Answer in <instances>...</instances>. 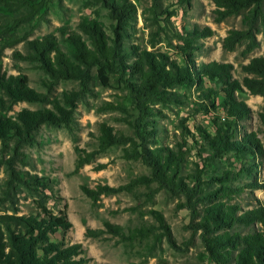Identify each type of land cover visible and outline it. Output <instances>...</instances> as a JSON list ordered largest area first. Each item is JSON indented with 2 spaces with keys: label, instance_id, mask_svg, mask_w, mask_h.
<instances>
[{
  "label": "rangeland",
  "instance_id": "rangeland-1",
  "mask_svg": "<svg viewBox=\"0 0 264 264\" xmlns=\"http://www.w3.org/2000/svg\"><path fill=\"white\" fill-rule=\"evenodd\" d=\"M106 1L49 0L40 6L0 4V72L27 77L29 87L43 95L38 101L12 103L0 90V115L14 120L23 110L57 113V106L69 112V119L59 125H41L33 134L32 145L18 143V136L0 139V215L16 212L17 216H38L36 190L21 184L13 170L20 177L27 173L37 175L52 182L46 192L48 208L54 214L65 211L72 224L68 232H58L50 239L66 247L81 244V264H216L206 251L202 231L196 229V224L205 208L221 201L240 209L238 216L264 206V127L259 117L264 98L251 95L244 86L236 93L238 100L248 105L250 116L238 124L235 139L240 141L252 133L260 141L259 155H218L206 143L200 129L213 136L216 122L220 125L226 119L222 89L208 80L203 90L183 86L169 89L177 95L176 102L150 104L156 116L144 128L150 138L142 140L136 133L140 114L124 82L127 77L110 73V82L104 86L95 66L88 78L54 81L39 62L26 58V43L54 36L68 58L77 63L69 39L75 34L90 45L80 25L96 23L111 41H117L121 52L137 46L164 54L180 66L186 64L185 54L191 53L197 67L213 61L231 64L233 78L242 84L245 77H251L243 66L255 57H264V17L259 16L252 25L257 43L253 51L246 52L249 40L229 51L223 46L224 40L230 31L248 30L244 21L248 10L218 22L213 0H129L135 14L124 25L123 37L118 38L114 33L117 20ZM207 27L213 31L211 37H194V30ZM207 89L217 92L211 99L216 111L204 109L209 104L204 92ZM1 100L5 101L4 106ZM101 125L134 138L138 146L181 150L185 155V183L190 187L198 185L205 196L190 205L184 194L161 188L157 183L120 190L149 175L150 169L141 160L126 158L130 144L98 152ZM86 152L96 154L75 172L78 154ZM99 186L115 192L92 200L82 190H97ZM222 190H228L227 199L221 198ZM153 212L163 215L169 235L161 229ZM107 223L124 236L112 233ZM140 228L148 229V236L133 238L132 233ZM260 228L259 224L242 226L236 232L246 235ZM88 230L95 236L87 237Z\"/></svg>",
  "mask_w": 264,
  "mask_h": 264
},
{
  "label": "trees",
  "instance_id": "trees-1",
  "mask_svg": "<svg viewBox=\"0 0 264 264\" xmlns=\"http://www.w3.org/2000/svg\"><path fill=\"white\" fill-rule=\"evenodd\" d=\"M48 1L0 0V4L25 6L39 3L40 6ZM213 2L216 6L215 13L218 22L248 10L244 16L248 30L230 31L223 46L226 50L232 51L236 44L249 40L246 52L253 51L257 43L252 33V25L259 16L264 17V0H213ZM106 6L113 18L117 20L114 33L118 38L123 37L124 25L132 20L135 14L134 5L129 0H107ZM80 30L88 36L90 45H87L80 36L71 35L69 40L75 51L77 63L68 58L57 39L51 35L41 40L28 41L26 58L39 62L41 68L54 81L88 78L89 71L95 66L98 67V78L104 86H108L110 82V73H118L121 78L127 77L129 81L124 79V82L140 114V123L136 133L142 140L150 138V134L144 128L149 120L156 116L150 104L170 103L178 100L177 95L168 91L169 89L183 86L203 90L206 80L216 83L221 87L224 95L222 108L226 119L220 125L216 122L213 136L200 129L202 137L218 155L235 152L241 156L246 154L255 156L261 153L260 141L252 133L247 134L240 141L235 139L238 124L250 116L248 105L239 101L236 93L244 86L251 95L264 98V57H255L243 66V71L251 77H245L241 84L233 78L231 64L213 61L197 67L191 53H187L185 54V66H180L164 54L141 50L137 46L121 52L117 41H111L96 23L83 22ZM193 35L197 39L208 38L213 35V31L208 27L203 30L196 29ZM28 83L27 77L7 76L0 72V90L12 103L42 99L43 95L30 88ZM204 92L207 93L209 101L204 109L216 111L217 107L211 99L217 95V92L213 89H207ZM71 95L66 98H70ZM4 102L1 100L3 106ZM56 111L57 113L49 110H23L14 120L0 115V139L18 136L20 138L18 143L32 145L35 142L33 134L41 125H59L69 119V112L64 108L57 106ZM259 117L264 127V108ZM142 122L143 126L140 127ZM121 144H130V149L125 151L126 158L141 160L150 169V174L139 177L120 190H133L137 184L157 183L161 188L184 194L190 205L193 201H198L205 196L198 185L190 187L185 183L182 176L185 155L181 150L138 146L134 138L116 134L112 128L101 125L98 152ZM95 154V152L78 154L75 172L89 164ZM13 174L25 187L36 190V207L39 213L38 216L32 218L17 216L16 212L12 215H0V264H81V260L78 259L82 255L81 244L66 247L64 243L52 242L50 239L51 235L68 232L72 228L65 211L54 214L47 206L46 192L51 189L52 182L28 173L20 177V175H15L14 170ZM82 190L92 200H97L103 194L115 192V189L106 186H99L97 190L84 187ZM208 195L210 196L209 193ZM228 196V190L221 191V198L227 199ZM190 209L195 210L192 207ZM239 210L236 206L223 201L203 210L196 229L202 231L201 238L206 251L216 264H264V206L248 210L238 216ZM153 214L161 229L169 235L170 230L163 215L158 212H153ZM255 224L260 225V230L253 229L246 235L236 232L237 228L250 227ZM106 226L112 233L124 236L109 223ZM94 234L91 230L86 232L87 237L95 236ZM147 236L148 229L145 228L136 229L132 233L133 238Z\"/></svg>",
  "mask_w": 264,
  "mask_h": 264
}]
</instances>
